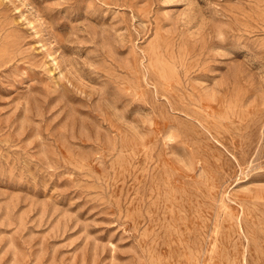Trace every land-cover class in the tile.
<instances>
[{
    "label": "rangeland",
    "instance_id": "obj_1",
    "mask_svg": "<svg viewBox=\"0 0 264 264\" xmlns=\"http://www.w3.org/2000/svg\"><path fill=\"white\" fill-rule=\"evenodd\" d=\"M0 264H264V0H0Z\"/></svg>",
    "mask_w": 264,
    "mask_h": 264
}]
</instances>
